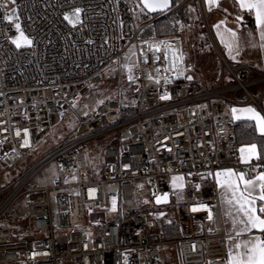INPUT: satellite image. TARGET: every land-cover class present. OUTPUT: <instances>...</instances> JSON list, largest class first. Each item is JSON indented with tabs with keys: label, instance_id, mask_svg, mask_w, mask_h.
I'll return each mask as SVG.
<instances>
[{
	"label": "built area",
	"instance_id": "1",
	"mask_svg": "<svg viewBox=\"0 0 264 264\" xmlns=\"http://www.w3.org/2000/svg\"><path fill=\"white\" fill-rule=\"evenodd\" d=\"M193 1L211 36L205 0ZM77 8L79 21L69 23L64 13ZM138 16L131 0H0V162L12 167L36 152L131 45L136 60L122 74L138 94L127 119L117 97L80 115L56 149L0 191V264H168L172 245L180 264H227L216 172L236 168L251 178L264 169V159H242L233 112L234 104H254L264 117V71L230 63L214 41L233 84L188 79L176 45L158 40L155 19ZM111 131L119 132L118 153L92 178L80 147ZM169 206L181 231L174 239L155 229Z\"/></svg>",
	"mask_w": 264,
	"mask_h": 264
},
{
	"label": "rangeland",
	"instance_id": "2",
	"mask_svg": "<svg viewBox=\"0 0 264 264\" xmlns=\"http://www.w3.org/2000/svg\"><path fill=\"white\" fill-rule=\"evenodd\" d=\"M64 16H68L70 20L73 22L76 19L74 11H67L64 13ZM201 17V16H200ZM202 20V19H201ZM69 21V20H68ZM203 21V20H202ZM205 26V24H204ZM205 29L207 30L206 26ZM209 34V33H208ZM210 36V35H209ZM174 44L177 47L178 54L181 60V63L185 66L193 65L197 66V70H192L191 73L196 75L195 77H202L208 86L213 83L215 85L218 83L220 77L222 76V81L220 82V88L230 86L233 84V80L230 77V74L226 68L223 67L221 62L219 64L213 63L212 58L206 55V53L199 56L196 48L193 46V42L188 39H184L183 37H178L175 39ZM136 60L135 48L133 45L128 47L122 56L111 63L106 70L104 71V79L98 85H96L92 92L84 97L78 104L74 106V109L70 111L67 116L58 123L50 136H48L37 148L36 152L25 156L17 165L8 167L2 162H0V191L5 189L8 184L20 173V171L25 170L30 167L35 161L40 159L42 156L50 153L54 149H56L62 142L63 139L72 131H74L79 123H80V115L88 112L89 109L95 107L102 99L106 96H114L117 91H120L121 85L124 84L125 78L122 74L123 67ZM230 63H240L241 61H234ZM129 89H133L136 86V83L128 82L127 83ZM210 85V86H212ZM250 91L257 95L256 89L254 87H250ZM229 96L233 97V92L229 91L227 93ZM236 98L239 100L245 99V94L243 91L236 92ZM248 108H252L256 113H259L260 116L262 114L258 110V108L254 104L248 105H233V109L236 110H245ZM246 117H250L252 114L246 111H243ZM263 117V116H262ZM253 123L252 125L256 127V121L250 119ZM257 128V127H256ZM256 130L259 131L257 128ZM123 135L128 136L127 128L123 129ZM125 138V137H124ZM119 140V132L111 131L100 135L98 137L93 138L88 141L80 148L85 150L88 154L89 167L84 170V173H88L92 178H100L102 177V163L101 157L103 154V148L105 145H116ZM119 146V142L117 143ZM243 148V147H241ZM104 165V164H103ZM45 171L47 172L49 178L56 174V161L52 160L45 166ZM257 174V173H256ZM106 188L108 190H115L116 185L113 183L107 184ZM146 208L151 212L154 211L152 200H151V192L150 189L146 190ZM54 209V205H53ZM153 217V216H152ZM168 255L173 257L170 259L169 264H178L177 251L175 246H171V248H167Z\"/></svg>",
	"mask_w": 264,
	"mask_h": 264
},
{
	"label": "trees",
	"instance_id": "3",
	"mask_svg": "<svg viewBox=\"0 0 264 264\" xmlns=\"http://www.w3.org/2000/svg\"><path fill=\"white\" fill-rule=\"evenodd\" d=\"M131 1L139 9L138 19L140 21L155 19L154 25L158 40L160 42L171 41L174 43L175 39L178 37H183L184 39L186 38L193 42V46L196 48L199 56H202V54L206 53V55L208 54V56L212 58L213 63L219 64L220 60L215 52L210 36L205 29L204 23L201 20L197 5L193 0L181 5L174 11H171L167 14H163L165 12L155 14L149 13L141 6L139 0ZM179 3L180 0H171V6L168 10L174 8ZM234 12H240L235 2ZM243 14L245 17L244 19L240 20L241 24L250 29H254L256 25L255 18L248 12H243ZM188 67H190V72L192 70H197V66L189 65ZM195 76L196 75H194V77ZM197 78L201 80L206 86H208L202 77ZM127 83V81H124V84L121 85L120 91H117V93L112 96L119 98L121 101V117L123 119H127L135 114L138 102V94L134 92L133 89H129ZM212 84L213 83L210 85ZM108 98H111V96H106L101 101ZM235 124L237 127V138L239 145L242 147L245 144H254L259 148L261 154L264 156V135L257 133L255 127L251 122H249V120H235ZM117 143L116 145H105L103 148V154L100 160L102 166L108 155L118 153L119 147L117 146ZM155 229L165 239H174L181 235L177 217L175 215L174 209L171 206H169L164 214L161 215ZM172 258L173 257L169 256L167 258V262H170V259ZM175 259L177 260L178 257Z\"/></svg>",
	"mask_w": 264,
	"mask_h": 264
},
{
	"label": "snow or ice",
	"instance_id": "4",
	"mask_svg": "<svg viewBox=\"0 0 264 264\" xmlns=\"http://www.w3.org/2000/svg\"><path fill=\"white\" fill-rule=\"evenodd\" d=\"M208 2L211 4L215 3L216 0H208ZM238 2L242 9L254 13L255 22L260 31V38L264 40V0H238ZM143 5L149 11H156L157 9L167 8L168 0H143ZM80 12L81 10L79 8L75 9L77 21H79ZM7 19L11 20V17H7ZM65 19L69 20V23H73L68 16H65ZM15 27L19 31L20 25L16 24ZM20 35L26 44L31 43L27 37H24L22 32ZM14 43H16L17 47L21 46L19 40L14 41ZM243 111L252 114L249 119L256 121V127L264 135V117L260 116L252 108ZM233 112L235 113L236 109H233ZM240 152L242 159H248L251 155L255 154L256 145L241 148ZM245 153H249V157H245ZM216 177L217 183L225 190L223 195L227 197L228 193H230V198H227L226 202L234 209L236 214L232 221L234 230L235 225H241L240 229L236 231V236L239 237L253 230L264 233V173H261L255 179H246L244 173L225 170L223 172H217ZM221 177H223L222 180L220 179ZM176 179L182 180L183 178ZM163 199L166 200L167 197L165 196ZM160 200L161 198L157 197V202H160ZM257 201L262 202L259 207L257 206ZM226 215L232 216V211H228ZM235 249L237 251L234 254L229 249L227 264H264V237L251 236L247 240L236 243Z\"/></svg>",
	"mask_w": 264,
	"mask_h": 264
},
{
	"label": "crops",
	"instance_id": "5",
	"mask_svg": "<svg viewBox=\"0 0 264 264\" xmlns=\"http://www.w3.org/2000/svg\"><path fill=\"white\" fill-rule=\"evenodd\" d=\"M234 2L239 8L240 12H234ZM206 8L208 11V20L209 27L211 31V42L214 46L215 52L220 60V56L215 48V43L219 47L223 56L231 62L241 61L248 63L257 70L264 71V40L260 38V31L255 25L254 29H250L241 24L240 20L244 19L243 12H248L254 18L255 15L253 12H249L246 9H242L239 5L238 0H216L215 3H209L208 0H205ZM242 12V13H241ZM239 17V19H238ZM234 34V35H233ZM221 62V60H220ZM191 73V72H190ZM245 113L241 110H236L234 113L235 120H249L253 123ZM255 129H257L255 127ZM257 133L261 134L260 131L256 130ZM262 135V134H261ZM254 145V144H251ZM251 145H243V148H248ZM245 157H249V153L244 154ZM256 158L264 159L263 154L256 146V152L254 155H251L250 158L244 159L245 161H250ZM225 170H232L235 173H244L242 170L230 167H223L217 172H223ZM216 172V173H217ZM264 173V169L260 170L255 174L251 179H255L258 175ZM245 174V173H244ZM248 179L249 177L246 176ZM221 180L223 177L220 178ZM217 182V177H216ZM242 186V185H241ZM217 190L219 195V207L216 209L217 214V223L224 226V229L228 235L227 238V261H228V252L229 249L233 251V254L237 251L235 249V244L241 241L247 240L251 236H261L264 237V233L259 232L258 230H253L250 233L242 234L241 236H236V231H238L241 225H235V230L233 226V217H235V211L227 204L226 199L230 198V193L227 197L223 195L224 189L220 187L217 183ZM262 202L257 201V206ZM232 211V216L226 215L228 211ZM169 255H167V258ZM171 257V256H170ZM169 264V263H168ZM178 264L179 261H178Z\"/></svg>",
	"mask_w": 264,
	"mask_h": 264
},
{
	"label": "water",
	"instance_id": "6",
	"mask_svg": "<svg viewBox=\"0 0 264 264\" xmlns=\"http://www.w3.org/2000/svg\"><path fill=\"white\" fill-rule=\"evenodd\" d=\"M139 2H140V4H141V6H142L147 12L152 13V14L166 12V11L170 8V6H171V0H168V7H167V8H164V9H157L156 11H149L147 8L144 7V5H143V0H139ZM187 78H188V79H193V78H194V75H193L192 73H189V74L187 75Z\"/></svg>",
	"mask_w": 264,
	"mask_h": 264
}]
</instances>
